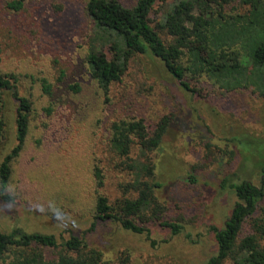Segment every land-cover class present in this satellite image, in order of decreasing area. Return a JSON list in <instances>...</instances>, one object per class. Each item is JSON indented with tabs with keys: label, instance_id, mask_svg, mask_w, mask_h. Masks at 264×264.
Instances as JSON below:
<instances>
[{
	"label": "rangeland",
	"instance_id": "374dc122",
	"mask_svg": "<svg viewBox=\"0 0 264 264\" xmlns=\"http://www.w3.org/2000/svg\"><path fill=\"white\" fill-rule=\"evenodd\" d=\"M11 1H19L20 8H11ZM119 1L132 6L136 0ZM85 2L0 0V73L18 77L19 93L32 107L24 146L11 162L7 192L13 202L0 197V229L71 230L83 234L109 264L126 258L127 264H204L217 248L210 227H222L236 202L223 180L260 185L264 98L251 89L224 92L204 79L191 84L198 89L191 95L158 59L146 55L134 56L105 96L85 62L91 28ZM163 4L157 0L155 10ZM150 19L154 25L158 17L151 14ZM60 70L64 77L58 81ZM40 78L53 85L52 96L42 93ZM70 83L80 90L69 91ZM13 118L10 102L0 161L14 145ZM139 118L150 130L160 122L167 125L150 158L152 180L161 184L155 195L165 206L164 219L182 225L176 235L155 223L148 224L149 237L112 221L89 230L96 196L115 204L127 196L123 186L132 179L109 150V126ZM244 140L254 145L242 149ZM94 167L102 175L100 187ZM258 215H264V198ZM260 243L264 247V237Z\"/></svg>",
	"mask_w": 264,
	"mask_h": 264
},
{
	"label": "trees",
	"instance_id": "16d2710c",
	"mask_svg": "<svg viewBox=\"0 0 264 264\" xmlns=\"http://www.w3.org/2000/svg\"><path fill=\"white\" fill-rule=\"evenodd\" d=\"M136 0L125 6L119 0H86L84 11L91 28L86 40L85 62L90 77L106 96L110 86L122 80L130 60L136 55L154 57L176 83L196 95L192 83L204 79L224 92L251 89L264 98V0ZM19 9V1H11ZM156 14L155 24L150 15ZM64 71L57 77L61 81ZM18 77L0 73V142L7 125L8 103L14 106V145L0 161V197L13 202L7 192L11 162L22 150L28 132L31 102L19 93ZM42 93L52 96L53 85L40 78ZM67 89L80 90L77 83ZM167 125L157 123L148 129L143 119H119L109 126L108 147L119 159V166L132 179L123 187L115 204L98 194L93 208L92 230L96 223L112 221L124 230L149 237L148 224L168 228L176 235L179 223L164 219L165 206L155 195L161 187L153 181L154 164L150 154L161 144ZM252 141H241L247 150ZM136 157L133 158V148ZM260 185L250 181L223 180L236 197L230 215L222 227L211 226L216 252L204 264H264V215L255 216L264 198V163ZM97 187L102 175L94 167ZM193 180L192 177H190ZM230 180V181H229ZM248 232L242 234L245 224ZM67 233L68 236H64ZM2 264H109L102 252L87 244L83 234L71 230L57 234L38 230L26 232L19 227L0 229ZM120 264H127V258Z\"/></svg>",
	"mask_w": 264,
	"mask_h": 264
}]
</instances>
